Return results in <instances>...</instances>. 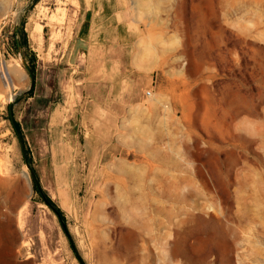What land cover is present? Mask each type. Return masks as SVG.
<instances>
[{"label": "rangeland", "instance_id": "obj_1", "mask_svg": "<svg viewBox=\"0 0 264 264\" xmlns=\"http://www.w3.org/2000/svg\"><path fill=\"white\" fill-rule=\"evenodd\" d=\"M130 4L144 97L108 130L75 1L0 0V255L264 264V0Z\"/></svg>", "mask_w": 264, "mask_h": 264}, {"label": "crops", "instance_id": "obj_2", "mask_svg": "<svg viewBox=\"0 0 264 264\" xmlns=\"http://www.w3.org/2000/svg\"><path fill=\"white\" fill-rule=\"evenodd\" d=\"M74 1L72 17L77 20L67 41L70 55L74 62L80 59L86 71L95 67L94 82L101 92L97 96L102 97L95 122L111 130L144 97V78L134 59L141 31L130 10L132 0ZM100 137L97 144L102 146Z\"/></svg>", "mask_w": 264, "mask_h": 264}, {"label": "bare ground", "instance_id": "obj_3", "mask_svg": "<svg viewBox=\"0 0 264 264\" xmlns=\"http://www.w3.org/2000/svg\"><path fill=\"white\" fill-rule=\"evenodd\" d=\"M7 81H9V82H11L12 81V79H10V78H7ZM7 83V82H6ZM6 229V225H5V223H3L2 221H0V232H2V231H4ZM2 237V236H1ZM176 241V240H175ZM174 240L173 241H171V242H173L172 244V250L173 251H175L176 249H177V242H175ZM170 242V243H171ZM169 243V242H168ZM180 245V244H179ZM0 257H1V260L0 261H2L3 262V264H7V262H8V260H6L5 258H3V255H0Z\"/></svg>", "mask_w": 264, "mask_h": 264}, {"label": "water", "instance_id": "obj_4", "mask_svg": "<svg viewBox=\"0 0 264 264\" xmlns=\"http://www.w3.org/2000/svg\"><path fill=\"white\" fill-rule=\"evenodd\" d=\"M16 43H17V50H18V52H20V43H19V40L17 38H16ZM27 70H28L29 77H30V87H32V85L34 83V76H33L32 70L30 68L27 67ZM10 118L12 119L11 113H10ZM17 135H18V137H20L19 133H17Z\"/></svg>", "mask_w": 264, "mask_h": 264}, {"label": "trees", "instance_id": "obj_5", "mask_svg": "<svg viewBox=\"0 0 264 264\" xmlns=\"http://www.w3.org/2000/svg\"><path fill=\"white\" fill-rule=\"evenodd\" d=\"M14 126L17 127V128L19 127V126H18V123H16V122L14 123ZM43 199H44V201H45L46 203H48L52 208H54L56 212H58V213L60 212L59 209H57V208L54 206V204L52 203V201H51V199H50L49 197H47V196L45 195V197L43 196Z\"/></svg>", "mask_w": 264, "mask_h": 264}, {"label": "built area", "instance_id": "obj_6", "mask_svg": "<svg viewBox=\"0 0 264 264\" xmlns=\"http://www.w3.org/2000/svg\"><path fill=\"white\" fill-rule=\"evenodd\" d=\"M146 94L149 95L150 94V91H146Z\"/></svg>", "mask_w": 264, "mask_h": 264}]
</instances>
